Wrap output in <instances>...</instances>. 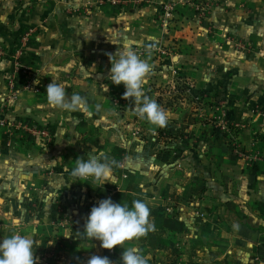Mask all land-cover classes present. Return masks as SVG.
<instances>
[{
    "label": "rangeland",
    "instance_id": "1",
    "mask_svg": "<svg viewBox=\"0 0 264 264\" xmlns=\"http://www.w3.org/2000/svg\"><path fill=\"white\" fill-rule=\"evenodd\" d=\"M211 12L213 4L210 0H0V22L11 14L10 25L14 29L9 40L0 39V61L10 65L4 78L7 94L0 99V150L7 151V157L0 161V213H7L11 207V187L15 193L23 188V177L31 176L40 180L38 187L34 186L27 198L17 197L14 201L29 213L30 218L46 214L55 234L62 233L64 240V232L81 229L86 223L90 213L81 216L76 212L72 218L64 216L70 206L74 210L84 208V198L92 195L91 190H85L87 183H92L90 179L83 182L71 177L75 165L74 162L73 166L69 165L70 156L86 159L90 153L86 150L87 141L93 136L95 144L104 146L108 140H105L107 132L115 139L110 143L121 142L107 156L117 161L120 165L117 168L124 171L129 159L124 145L131 137L143 136L141 124L146 121L134 114L132 101L122 98L125 86H116L109 80L111 62L108 54H115L125 45L152 66L143 86L145 94L163 109L180 117L174 128L165 127L154 136L160 147L173 145L169 151L165 149L171 160L176 162L185 156L190 161L195 160L197 151L208 143L207 139L222 140L240 155L238 138L249 124L245 119H233L236 116L231 96L233 87L231 89L225 83L206 87L205 80L211 79V72L204 75L200 85L197 84V73L204 67L205 70L217 69L215 65L219 63L216 64L215 56L226 51L205 50L206 61L199 64L197 46L206 42L213 45L222 35V46L227 45L226 48L236 54L235 60L232 56L231 62L224 63L228 67H238L240 76L247 67L245 58H249L254 47L249 39L237 34H221L222 30L212 21ZM57 36L64 45L63 51H68L71 44L74 52L87 41L100 49L96 55H91H99L97 59L88 57L92 65L99 64L90 74L64 72L66 82L92 80V86L97 89L88 100H92L91 109H97V105L99 109L91 116H84L91 131L86 134L77 132L71 125L76 122L71 119L72 112L63 111L57 120H38L18 112L14 103L24 93L42 96L39 74L33 69L31 57L42 44V37ZM184 40L189 43L184 45ZM185 51L190 56L188 61L182 58ZM235 73H230L227 68L221 77H233ZM84 108L83 113H91L88 105ZM184 123L187 125L183 129ZM76 185L79 187L73 192ZM194 211L200 215L197 209ZM47 258L43 257V260L50 262Z\"/></svg>",
    "mask_w": 264,
    "mask_h": 264
},
{
    "label": "crops",
    "instance_id": "2",
    "mask_svg": "<svg viewBox=\"0 0 264 264\" xmlns=\"http://www.w3.org/2000/svg\"><path fill=\"white\" fill-rule=\"evenodd\" d=\"M210 2L213 4L212 21L222 30L221 34H237L249 39L250 45L254 47L249 58H245L247 67L244 75L240 76L238 67H228L224 63L227 60L231 62L232 56L235 60L236 54L231 48H226L227 45L222 46V35L215 39L216 43L213 45L206 42L197 46L199 64L206 61L205 50L226 51L215 56L216 64L219 63L215 65L218 66L217 69L205 70L204 67L203 71L197 73V84L200 85L204 75L211 72V79L205 80L206 87L220 83H225L231 89L233 87L231 96L236 107L233 119H245L249 124L247 129L241 130L238 138L240 142L237 151L241 154H237L232 146L225 145L222 140L207 139L208 143L197 151L195 160L190 161L185 156L174 162L165 151L173 148V145L160 147L157 143L159 140L154 138L160 130L165 127L174 128L176 121H180L178 115H173L167 109V126L153 127L145 122L141 124L143 136L128 139L124 147L129 159L124 171L114 168L111 183H105L103 187L90 182L86 186L84 183L85 190L92 191V197L88 195L84 198V208L74 210L70 206L64 212V216L69 218L76 212L84 216L91 212L90 207L92 209L100 201L109 198L114 203H127L130 209L134 200L146 203L150 210L149 220L154 223L155 231L139 240L126 242L124 247H137L148 258V264H264V0ZM11 19L9 14L0 22L3 23L0 25L1 40L7 41L14 35ZM42 38L38 51L31 57L33 69L39 74L37 76L42 96L24 93L18 101H14L17 111L38 120L60 119L63 111L52 109L46 100L47 86L55 79L57 83L67 86L69 96L75 92L86 98L85 106L88 105L90 115L83 113V107L73 111L71 117L76 121L71 124L75 130L86 134L90 130L89 125L85 124L84 116L97 112V109H91L92 100L88 99L97 89L92 86V80L75 78L74 82H66L64 72L90 74L99 66L90 62V59H97L99 55H91H96L100 49L93 42L87 41L74 52L71 51V44L68 51H63L64 45L58 36ZM185 38L188 39L187 36ZM185 43L189 42L184 40L183 44ZM188 54V51L184 52L183 60L188 61ZM9 67V64L0 61V98L7 94L4 78ZM227 68L230 73L236 71L233 77H221L222 71H227ZM57 124L62 126V123ZM186 125L184 123L183 129ZM189 132L194 134L191 129ZM106 139L105 145L100 146L94 143V137L91 136L86 150L111 155L114 147L120 146L121 142L110 143L115 139L107 132ZM163 151L165 152L162 154ZM6 152L0 150V161L7 157ZM70 157L71 161L68 163L73 166L77 159L74 155ZM39 181L35 177L26 176L23 177V188L14 193L11 187V207L7 213H0V242L11 236L13 231L24 235L35 228L37 235L34 239L40 241L39 246L33 248L37 264H87L93 255L106 256L112 264H121L123 248L108 251L100 247L101 242L98 240L80 241L75 237L76 232H83L85 223L81 229L64 232V237L72 236L65 237L64 240L60 235L62 233L55 234L49 216L43 213L36 219L30 218L29 213L14 202L17 197L27 198L31 189L38 187ZM78 187L76 185L73 192ZM81 187L83 186L80 185ZM195 208L200 215H196ZM57 218L60 220V217ZM49 242L53 243L49 245ZM46 256L51 259L50 262L43 260Z\"/></svg>",
    "mask_w": 264,
    "mask_h": 264
},
{
    "label": "clouds",
    "instance_id": "3",
    "mask_svg": "<svg viewBox=\"0 0 264 264\" xmlns=\"http://www.w3.org/2000/svg\"><path fill=\"white\" fill-rule=\"evenodd\" d=\"M150 56L149 51V59ZM108 57L111 62L109 80L116 86H125L122 98L134 103V107H131L134 114L150 126H167L168 113L143 90L144 83L152 71L148 61L141 59L136 51L126 45L119 48L115 54H108ZM104 87L107 88V85ZM66 89L65 84L52 79L47 86V105L52 109L67 112L85 107V97L75 92L69 96ZM96 107L99 109V105ZM74 165L70 172L71 177L83 182L90 179L101 187L111 181L113 169L120 166L105 153L96 154L94 151L88 153L86 159H77ZM149 217L148 206L140 200H134L130 209L127 203L119 204L110 198L104 199L91 209L83 232H76L75 237L80 241L98 240L101 242L100 247L108 251L117 247L123 248L121 264H148V258L142 255L137 247L125 248L124 245L155 231V225L150 222ZM13 227H16L15 223ZM36 235L37 230L33 228L24 235L13 231L11 236L3 238L0 242V264H37L33 248L38 247L40 241L34 239ZM52 243L49 242V245ZM87 264H112V261L106 256L93 255Z\"/></svg>",
    "mask_w": 264,
    "mask_h": 264
},
{
    "label": "built area",
    "instance_id": "4",
    "mask_svg": "<svg viewBox=\"0 0 264 264\" xmlns=\"http://www.w3.org/2000/svg\"><path fill=\"white\" fill-rule=\"evenodd\" d=\"M167 16H169V14H167Z\"/></svg>",
    "mask_w": 264,
    "mask_h": 264
}]
</instances>
